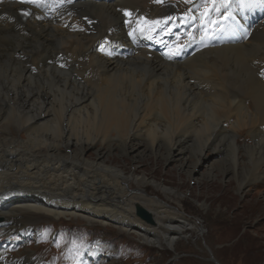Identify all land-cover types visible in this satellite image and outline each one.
<instances>
[{
  "label": "bare ground",
  "instance_id": "6f19581e",
  "mask_svg": "<svg viewBox=\"0 0 264 264\" xmlns=\"http://www.w3.org/2000/svg\"><path fill=\"white\" fill-rule=\"evenodd\" d=\"M206 1L213 0H48L29 16L0 1V236L65 217L160 248L172 249L188 229L201 233L179 208L178 186L137 171L143 153L178 159L198 181L222 167L239 195L264 183V17L192 56L183 28L152 20L139 27L141 15L157 18L173 3L200 10ZM244 5L259 17L261 0ZM243 132L250 143L239 142ZM114 147L132 152L133 168L108 161ZM90 148L96 159L83 155ZM206 152L225 157L208 164ZM149 186L176 206L151 197ZM137 206L153 226L135 216ZM1 247L5 258L16 250ZM35 260L26 248L13 260L0 256V264H41Z\"/></svg>",
  "mask_w": 264,
  "mask_h": 264
},
{
  "label": "rangeland",
  "instance_id": "374dc122",
  "mask_svg": "<svg viewBox=\"0 0 264 264\" xmlns=\"http://www.w3.org/2000/svg\"><path fill=\"white\" fill-rule=\"evenodd\" d=\"M247 1L228 0L226 5L225 0L206 1L199 8L200 10L198 8L184 10L183 4L181 7L180 4L173 3L172 11L169 13L159 15L157 18L141 15L138 23L140 28L145 29H148V26L144 22L151 20L156 27L162 25L168 29H174L175 26L183 28L182 30L188 33L186 48L192 56L196 51L218 47L221 38H235V29L241 32L243 27L246 29L264 17V0H261L262 7L258 18L254 17V14H257L256 9L250 11V7L244 5ZM257 2L260 3V0ZM232 6L238 13L231 14L230 17L228 11ZM225 7L227 8L223 11ZM243 7L248 10L247 13L250 14L252 21L246 17L247 21L244 22L246 10ZM241 9L242 12H239ZM163 44L164 47L169 48L168 44L164 42ZM238 140L240 143L251 142L245 132ZM138 148H143V145H139ZM61 152L69 153L70 150L63 147ZM131 154L132 152L125 154L114 147L105 156L109 155L111 160L108 161H112L113 164H123L128 170L133 162L129 158ZM143 154L144 157H141L137 171L144 172L157 182L178 186L183 196L179 208L186 218L199 221L201 233L188 229L186 237H179L172 249L165 247L164 249L138 241L134 235L126 234L116 227L90 225L65 217L60 218L61 221L60 219L39 220L33 225L29 224L14 230L10 235L0 236V249L1 245L15 247L16 250L11 251L10 254L13 260L14 256H19L26 248L34 253L35 262L41 264H264L263 182L255 183L248 190V194L239 195L235 180L231 178V182L228 183V178L221 172L222 167L213 168L216 176H211L210 180L199 177L203 181H198L188 178L184 172H181L179 169L181 161L176 158L166 162L164 157ZM147 154L149 155L146 156ZM213 154L206 152L207 158L204 161L208 160L209 164L211 158L225 157V154ZM83 155L89 159H96L94 148L85 150ZM198 169L199 172H204V166L200 165ZM155 190L153 186H149L147 193L151 197L157 196L169 202L173 207L176 206L174 201L166 199ZM202 200L208 202V207L205 209L199 206ZM134 214L144 224L154 225L153 218H151L152 222L146 221L137 214V208ZM41 223L44 225L41 226ZM6 251L7 249L0 256L10 260L5 258Z\"/></svg>",
  "mask_w": 264,
  "mask_h": 264
},
{
  "label": "water",
  "instance_id": "95a60500",
  "mask_svg": "<svg viewBox=\"0 0 264 264\" xmlns=\"http://www.w3.org/2000/svg\"><path fill=\"white\" fill-rule=\"evenodd\" d=\"M137 214L142 217L143 219H145L148 222H152V217L150 215V213H148L145 209H143L142 207L137 206ZM213 259V258H212ZM218 264V263H217Z\"/></svg>",
  "mask_w": 264,
  "mask_h": 264
},
{
  "label": "snow or ice",
  "instance_id": "6c2138e0",
  "mask_svg": "<svg viewBox=\"0 0 264 264\" xmlns=\"http://www.w3.org/2000/svg\"><path fill=\"white\" fill-rule=\"evenodd\" d=\"M28 2L29 3H32V2H34V0H28ZM158 2H162V0H158ZM228 2V0H225V3H227ZM29 13H27V12H25L24 13V15H28ZM128 13H126V15H127ZM129 35H132V33H129ZM178 54V53H177ZM262 75H264V73H262Z\"/></svg>",
  "mask_w": 264,
  "mask_h": 264
}]
</instances>
